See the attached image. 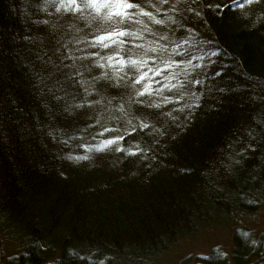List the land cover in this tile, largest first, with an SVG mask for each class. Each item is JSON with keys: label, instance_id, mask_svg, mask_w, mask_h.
I'll return each instance as SVG.
<instances>
[{"label": "trees", "instance_id": "16d2710c", "mask_svg": "<svg viewBox=\"0 0 264 264\" xmlns=\"http://www.w3.org/2000/svg\"><path fill=\"white\" fill-rule=\"evenodd\" d=\"M46 3L0 0V238L10 248L7 264H53L57 259L60 264H88L69 249L91 253L97 264L100 260L155 264L201 225L220 220L217 214L239 217L243 212L254 213L255 202L264 204V123L260 122L264 119V21L252 23L264 4L255 5L249 18L225 8L202 20L197 12L207 10L202 9L201 0H181L178 11L172 10L177 7L174 0L163 5L158 0H134L152 17H138L141 23L134 31L140 38L130 42L122 37L126 47H156L159 54L166 45L178 44V38L189 42L177 49L178 56L173 54L178 66L168 68L164 77L152 78L161 85H174L175 81L165 79L172 74L180 84L160 87L146 100L159 101L160 93L171 97L169 104L162 105L164 111L183 104L185 98L176 100L175 94L185 83L180 74L187 67L186 59L198 65L189 69V75L203 83L196 86L202 90V103L187 118L188 110L173 111L179 117L175 122L160 109L133 105L137 114L148 118L146 122L163 124L165 134H150L148 129L132 133L148 151L128 156L80 146L99 140L95 126L89 127V117L94 115L91 106L70 112L63 108L73 97L84 96L78 85L66 87V100L57 104L38 83L34 73L50 68V57L63 55V63L70 64L67 52L74 49L73 55L80 57L76 66L89 68L81 69L89 83L98 72H110L91 65L95 57L81 55L92 51L107 55V49L84 47L83 42L69 39L80 35L70 24L83 26L73 20L75 14L62 15L54 4L45 7ZM201 52L216 54L195 59ZM147 63L152 67L154 61L149 58ZM217 70L220 74L214 75ZM94 86L99 95L90 92L88 97H103L104 107L109 99L113 104L127 99L124 87L103 79ZM95 111L101 112V105ZM122 124L126 126L125 118ZM248 130L253 132L251 139ZM117 134H124L122 127L104 136ZM69 136L72 140L67 143ZM245 142L258 147L240 153ZM117 143L128 147L133 139ZM68 154L88 158L70 160ZM230 155L239 160L231 172L224 167ZM241 233L252 241L250 233L234 230L231 262L249 264L244 257L248 251L259 257L252 264H264V241L251 243L247 250ZM202 260L228 264L218 250Z\"/></svg>", "mask_w": 264, "mask_h": 264}, {"label": "snow or ice", "instance_id": "6c2138e0", "mask_svg": "<svg viewBox=\"0 0 264 264\" xmlns=\"http://www.w3.org/2000/svg\"><path fill=\"white\" fill-rule=\"evenodd\" d=\"M158 3L163 5L167 4L168 0H158ZM175 5L173 11H178V5L181 0H174ZM48 4H54L57 12L62 15L67 12L75 14L73 16L74 21L82 22V27H75L74 24H70L69 27L73 28L76 33H80L79 36H70L69 39L75 44L84 43V47L88 48H102L107 49V55H98L97 52L92 51L88 53H81L86 59L89 57H95V59L90 60V64L97 66L99 68L110 69V72L100 71L96 77H92V83H89L81 74V69L89 70L85 65L81 64L79 67L76 66V60L80 57L74 56L73 52L76 49L67 52V58L72 61L70 64H64L63 60L65 57L61 55L56 58H49L47 64L50 68L42 69L34 75L38 83H40L44 88L47 89L49 96L52 101L59 104L62 100H66L68 95L64 91L66 87H71V85L76 84L84 92V96L80 99L72 98L71 102H65L63 108L65 111H72L73 109H81L83 105L91 106L94 115L89 117L91 120V125L89 127L95 126V138L99 140V143L87 144L81 143V147H87L89 149H95L98 152H118L128 156H136L137 153H146L147 148L141 147L142 141L134 139L131 134L136 133L138 130L148 129L150 134L155 133L157 135H164V125L160 124L157 127L151 121L146 122L147 117H142L137 114L138 109L133 110V105H146L147 107L156 108L161 110V114L170 118L173 122L179 119L178 116L173 115V111H178L184 114L186 110L187 115L191 116V111L202 103L201 89L197 88V85H202L203 81L197 79L194 76L189 75V69H194L198 65H192L191 59H186V69L181 70V76L185 80V83L181 86L180 91L175 94L176 100L185 98L183 104H177L176 108L172 111H164L162 105H167L171 101V97H164L163 93H160L162 99L159 101L146 100V97H150L159 92L160 87L172 88L180 84V79L177 76L169 74L165 77L166 80H173L176 82L174 85L164 84L161 85L158 81L153 80V77H164L165 71L173 66H178L175 54L178 56L177 49L183 48V45L189 43L183 38H178L179 43L172 42L171 45H166L164 48L159 50L157 53L156 47H151L148 50H142L139 44H135L134 47H126L122 37H129L130 42L134 39H139L140 35L134 31L135 26L141 21L138 19L139 16L152 17L151 12H146L144 8L140 7L138 4L134 3V0H59V3H55V0H47L45 7ZM264 4V0H228L227 3H223L222 0H201L202 9L197 12L198 17L202 20L209 18V13L218 14L222 12L225 8H232L233 10H238V14L244 18H249L252 16V9L255 5ZM157 7L156 5H153ZM139 9V12L134 11ZM157 7V11H159ZM191 11V9H189ZM171 19V17H169ZM264 21V10H259L256 13L255 19L252 23L258 24ZM45 23H47L45 21ZM163 23V21H161ZM133 31H129V29ZM143 31H148V29H143ZM115 38V39H114ZM163 39V37L161 38ZM157 43H159L157 41ZM124 48L125 51H121ZM57 52L60 51L58 47ZM215 52H201L196 57L197 60L203 59L209 55H215ZM135 57V58H133ZM151 59L154 61L152 67H148L147 60ZM209 64L215 63L214 60H208ZM67 69V71H64ZM214 75H219L220 71L217 70ZM74 77H80L79 80H75ZM103 79L110 82L114 86L124 87L126 90L127 99L121 98L120 104H113L112 100H107V107L103 106V97L101 99H91L88 97L90 92H97L94 86L95 81ZM153 83L157 84L154 88ZM96 105H101L102 111L96 112ZM122 118L126 119V126L122 124ZM264 123V119L260 121ZM107 123V127L105 124ZM123 128V135H109L104 136L105 133H111L117 131L119 128ZM51 131V130H50ZM57 134L60 133V129L55 130ZM247 135L251 139L253 137V132L248 130ZM133 139V143L128 147H124L122 144L117 143L118 141H124L125 138ZM72 137H66L65 142L70 143ZM258 145L245 142V147L240 149V153H246L247 149L255 150ZM68 159H87V155L83 157H74L68 154ZM143 158V156L141 157ZM234 156L228 157V162L224 164L227 171L231 172L233 170V165L238 164ZM245 237L247 233H243ZM255 244L256 241H251ZM78 259L87 261L88 264H97L94 261V257L91 253L82 254L78 253L75 249H69ZM221 257L226 259L227 252H222ZM53 264H60V260L57 259ZM98 264H104L103 260L98 261Z\"/></svg>", "mask_w": 264, "mask_h": 264}, {"label": "rangeland", "instance_id": "374dc122", "mask_svg": "<svg viewBox=\"0 0 264 264\" xmlns=\"http://www.w3.org/2000/svg\"><path fill=\"white\" fill-rule=\"evenodd\" d=\"M210 225H202L196 232L182 239L176 246L170 248L160 257L156 264H206L203 257H206L212 250H218L220 254L227 252L228 264L230 252L233 246L234 230L241 228V231L250 233L252 240L262 239L264 241V209H257L250 214L245 221L237 224L218 220ZM245 229V230H244ZM262 241V242H263ZM8 244L0 238V264H7V257L11 255Z\"/></svg>", "mask_w": 264, "mask_h": 264}, {"label": "bare ground", "instance_id": "6f19581e", "mask_svg": "<svg viewBox=\"0 0 264 264\" xmlns=\"http://www.w3.org/2000/svg\"><path fill=\"white\" fill-rule=\"evenodd\" d=\"M254 207H255V211H257V209H260V208H263L264 209V204L261 205L260 202H257V203L255 202L254 203ZM250 214H252V213L251 212L250 213L243 212V213H240V216L238 217V216H232L230 214L222 215V213L221 214L219 213V214H217V217L220 218V221L223 220V221H227V222H230V223H233V224H237L238 222H240L242 220L245 221V218H247L248 216H250ZM215 221H218V219L215 220ZM213 223L216 224V222H210V223H207L205 225H210V224H213ZM200 227H202V225ZM240 229L241 228H239L238 231H240ZM242 234L243 233H241L240 236L244 239L246 249L248 250L249 247L250 246H253V245L251 244V242L249 241V239L247 237H245L244 235H242ZM255 241H256L257 244H259L260 241L262 242L263 240L260 238V239H255ZM244 257H245V261H249V264L255 263L259 259L258 256H252V254L249 253L248 251H247V253L244 254ZM155 264H156V262H155Z\"/></svg>", "mask_w": 264, "mask_h": 264}, {"label": "water", "instance_id": "95a60500", "mask_svg": "<svg viewBox=\"0 0 264 264\" xmlns=\"http://www.w3.org/2000/svg\"><path fill=\"white\" fill-rule=\"evenodd\" d=\"M198 264H201V263H198Z\"/></svg>", "mask_w": 264, "mask_h": 264}]
</instances>
